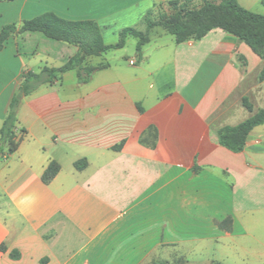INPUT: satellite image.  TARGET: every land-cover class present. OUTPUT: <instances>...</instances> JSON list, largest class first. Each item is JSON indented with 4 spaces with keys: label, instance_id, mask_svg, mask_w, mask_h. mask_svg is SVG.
I'll use <instances>...</instances> for the list:
<instances>
[{
    "label": "crops",
    "instance_id": "0c3cea01",
    "mask_svg": "<svg viewBox=\"0 0 264 264\" xmlns=\"http://www.w3.org/2000/svg\"><path fill=\"white\" fill-rule=\"evenodd\" d=\"M166 1L0 0V31L16 27L0 48V127L25 71L78 51L19 31L25 20H91L114 44ZM237 2L264 14L261 0ZM135 48L127 35L84 58L87 83L71 69L22 97L18 146L0 145V264H264V123L239 152L215 132L264 107V59L219 28L178 42L155 26ZM51 161L59 170L44 183Z\"/></svg>",
    "mask_w": 264,
    "mask_h": 264
},
{
    "label": "trees",
    "instance_id": "16d2710c",
    "mask_svg": "<svg viewBox=\"0 0 264 264\" xmlns=\"http://www.w3.org/2000/svg\"><path fill=\"white\" fill-rule=\"evenodd\" d=\"M192 0H168L165 2L168 9H164V3H160L154 10L148 12L145 17L146 29L137 30L133 27H125L119 34L118 42L104 44L96 22L91 20H67L52 12H45L31 19L25 20L19 31H40L49 38L61 40L78 46V51L72 55L60 67L43 66L39 71H25L16 91L10 98L8 108L0 127V145L7 146V152H13L19 143L20 136L16 133L17 112L23 96L30 94L43 84H52L62 78L65 71L76 69L77 82L85 84L90 79L95 67L83 65L84 58L89 55H100L111 49H117L124 45L127 35L136 39V54L140 56L142 45L148 41V32L155 26L162 27L171 33L175 40H196L201 38L209 30L219 28L244 41L254 52L264 59V14L257 13L242 7L237 0H201L198 6L191 4ZM264 5V0H261ZM13 24L4 25L0 31V48L8 35L15 31ZM264 79V68L259 75ZM242 105L249 111L252 105L246 97L242 98ZM264 123V107L236 125H225L216 129L218 143L230 151H241L246 143L250 130ZM23 133L24 129H20ZM121 144L113 147L118 150ZM0 148V156L2 155ZM85 158L74 161L76 169L86 166ZM59 170L56 161L48 163L41 179L49 182ZM230 219L225 218L219 222V226L227 228ZM17 257V253H11Z\"/></svg>",
    "mask_w": 264,
    "mask_h": 264
},
{
    "label": "rangeland",
    "instance_id": "374dc122",
    "mask_svg": "<svg viewBox=\"0 0 264 264\" xmlns=\"http://www.w3.org/2000/svg\"><path fill=\"white\" fill-rule=\"evenodd\" d=\"M212 1H215V0H212ZM200 2H201V0H192L191 1V4L192 5H194V6H198L199 4H200ZM163 7H164V9L166 8V9H168V7H167V5L164 3V5H163ZM129 41H131L130 43H131V46H128V43L125 45V47H131V48H133L134 47V45H135V42H134V40H133V38H130V40ZM226 264H231V262L230 263H226Z\"/></svg>",
    "mask_w": 264,
    "mask_h": 264
}]
</instances>
